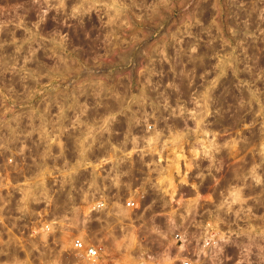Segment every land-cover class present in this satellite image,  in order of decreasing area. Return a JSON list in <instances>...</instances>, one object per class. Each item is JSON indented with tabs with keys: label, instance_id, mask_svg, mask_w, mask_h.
<instances>
[{
	"label": "built area",
	"instance_id": "1",
	"mask_svg": "<svg viewBox=\"0 0 264 264\" xmlns=\"http://www.w3.org/2000/svg\"><path fill=\"white\" fill-rule=\"evenodd\" d=\"M61 88L54 116L45 110L43 122L0 123L1 243L70 240L72 264H107L113 258L105 239L119 233L123 241L134 240L137 249L145 241L136 231L147 225L144 214L151 213L152 233L166 244L170 264H264V191L257 199L252 176L225 163L221 148L212 152L213 161L193 159L198 141L205 147L213 140L222 145L211 129L215 116L208 123L197 91L101 93L103 106L97 107L94 91ZM125 172L116 188L111 177ZM102 197L105 209L89 211ZM260 204L262 214L257 213ZM77 216L102 228L83 233L74 223ZM46 225L53 229L47 234ZM150 248L138 256L153 257ZM128 251L133 253L126 247L117 253Z\"/></svg>",
	"mask_w": 264,
	"mask_h": 264
},
{
	"label": "rangeland",
	"instance_id": "2",
	"mask_svg": "<svg viewBox=\"0 0 264 264\" xmlns=\"http://www.w3.org/2000/svg\"><path fill=\"white\" fill-rule=\"evenodd\" d=\"M62 86L94 91L97 107L103 106L98 93L197 91L208 123L215 116L212 132L228 140L220 147L224 162L250 176L255 169L261 183L254 180V192L263 196L264 0H0V123L43 122L45 110L54 116ZM237 90L247 102L238 137L253 140L239 161L232 130ZM150 215L136 231L143 246L136 249L119 233L105 239L113 258L107 264H170ZM89 222L74 218L83 233L102 228ZM121 247L133 253H117ZM146 247L153 257L138 256ZM61 261L75 262L70 240L0 242V264Z\"/></svg>",
	"mask_w": 264,
	"mask_h": 264
},
{
	"label": "clouds",
	"instance_id": "3",
	"mask_svg": "<svg viewBox=\"0 0 264 264\" xmlns=\"http://www.w3.org/2000/svg\"><path fill=\"white\" fill-rule=\"evenodd\" d=\"M61 6H63V5L61 4ZM76 12H77V10H76V9H73V17H75ZM193 51H195V49H193ZM109 119H114V117H109ZM104 123H105V125H107V124H108V120H106ZM103 130H104V131H107L108 129H107V127H105ZM90 134H91V133H90ZM204 135L207 136L208 133H204ZM157 136H159V133H157ZM153 142H154L153 140H149V141H148L149 144H152ZM133 143H135V138H134V140H133ZM198 144L201 145L200 149H197V148H193V149H192V156H193V159H194V160H195V159H198V158L201 157V156H203V157L207 158L208 160L213 161L214 158H213V156H212V152H213V151L218 152V151L220 150V147H219L218 145L215 144V141H214V140H213V141H209L207 147L204 146V142H203V141H198ZM234 146H235V144H233V147H234ZM135 151H137V149H136V148H133V152H135ZM131 155H132L131 152L125 153V156H127V157H130ZM177 159H178V160H179V159H185V157L182 156V155H178V156H177ZM121 162H122V161H121ZM103 163H107V161H103ZM192 167H193V164H192L191 162H189V164H188V169H189V171L192 170ZM196 167H199V165H196ZM211 167H212V165L209 166V174H211ZM216 170H217V171H220L219 168H217ZM176 171H177V173H179V171H180V169H179V165H178V164H177V166H176ZM121 175H128V173H126V172H125V173H117L115 176L111 177V179H112V183H113V185H114L116 188H119V187H120V176H121ZM186 175H187V174H185V177H182V178H181L180 183H182V184L187 183ZM199 178H200L201 180L204 179V173H203V172L199 173ZM252 178L255 180V182H256L257 184H260V183H261V178H260L259 176L255 175V169H253V176H252ZM160 183L162 184L163 181H161ZM169 186L174 188V186L171 185V183H170ZM153 187H154V188H158L159 185H155V184H154ZM192 187H196V185H192ZM161 190L167 192V189H161ZM238 192H239V190L237 189V193H238ZM197 199H199V197H197ZM237 199H238V196H237ZM103 200H104V198L102 197V198H101V202H97V203L92 204V206H91V208L89 209V211H91V210H93V209L96 210V211H102V210H104L105 207H106V204L103 202ZM236 202H237L236 200L233 201V203H236ZM49 203H51V200H49ZM129 203L131 204V201H130ZM195 203H196V201H192V204H193V205H194ZM118 207H119V206H118ZM220 207L223 208L224 205H220ZM125 214H126V213H125ZM53 223H55V221H53ZM169 224L172 226L173 229L176 227V225H175V221L172 220V219L169 220ZM52 230H53V229H52L51 225H46V226H45V229H43V231L45 232V234H47V232L52 231ZM154 231H155V229H154ZM181 239H183V237H181ZM206 246H207V242H206Z\"/></svg>",
	"mask_w": 264,
	"mask_h": 264
},
{
	"label": "flooded vegetation",
	"instance_id": "4",
	"mask_svg": "<svg viewBox=\"0 0 264 264\" xmlns=\"http://www.w3.org/2000/svg\"><path fill=\"white\" fill-rule=\"evenodd\" d=\"M239 90L236 91L235 96H234V100H235V121L232 127L233 130V134H234V144H235V154H234V158L239 161L241 158L240 152L241 151H245V147H247V150H250V148H252L253 146V140L247 139V140H240L239 139V130H240V122H239V110H238V106H239ZM221 130H224L223 128ZM222 136V135H221ZM221 141H223V145L226 144V142L228 141L227 139H224L223 137L220 138ZM249 144V145H247ZM227 157V156H226ZM224 156V158H226ZM249 162H251L252 166H254V162H255V155L252 152L251 155H249Z\"/></svg>",
	"mask_w": 264,
	"mask_h": 264
},
{
	"label": "bare ground",
	"instance_id": "5",
	"mask_svg": "<svg viewBox=\"0 0 264 264\" xmlns=\"http://www.w3.org/2000/svg\"><path fill=\"white\" fill-rule=\"evenodd\" d=\"M98 94H100V93H98ZM241 95L239 96V101H240V103H239V106H238V110H239V122L241 121V119H242V117H243V112H244V110L246 109V105H245V103L247 104V102H245V103H243V102H241ZM245 101V98L243 97V99H242V101ZM243 103V104H242ZM247 145H249V144H247ZM222 156H223V154H222ZM223 160H224V158H223ZM230 163V162H229Z\"/></svg>",
	"mask_w": 264,
	"mask_h": 264
}]
</instances>
